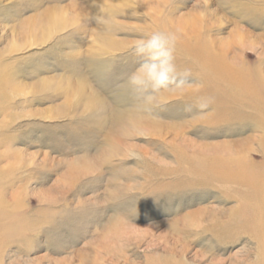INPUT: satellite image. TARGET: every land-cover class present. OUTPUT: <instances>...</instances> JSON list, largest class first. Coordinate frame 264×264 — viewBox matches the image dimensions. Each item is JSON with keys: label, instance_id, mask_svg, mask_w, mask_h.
Instances as JSON below:
<instances>
[{"label": "rangeland", "instance_id": "1", "mask_svg": "<svg viewBox=\"0 0 264 264\" xmlns=\"http://www.w3.org/2000/svg\"><path fill=\"white\" fill-rule=\"evenodd\" d=\"M192 24L264 80V0H0V264H264V103L204 91ZM157 30L191 76L145 110Z\"/></svg>", "mask_w": 264, "mask_h": 264}, {"label": "clouds", "instance_id": "2", "mask_svg": "<svg viewBox=\"0 0 264 264\" xmlns=\"http://www.w3.org/2000/svg\"><path fill=\"white\" fill-rule=\"evenodd\" d=\"M178 36L171 31H152L133 41L132 55L141 62L128 75L126 84L137 95H142L145 110L159 104L157 93L162 89L181 90L188 83L191 70L178 71L175 63V52ZM213 103L212 97H197L187 110L193 107L204 110Z\"/></svg>", "mask_w": 264, "mask_h": 264}, {"label": "bare ground", "instance_id": "3", "mask_svg": "<svg viewBox=\"0 0 264 264\" xmlns=\"http://www.w3.org/2000/svg\"><path fill=\"white\" fill-rule=\"evenodd\" d=\"M194 29H196L195 26H194ZM191 30H193V29L191 28ZM190 32H192V31H190ZM194 35H195V37H197V43L192 48L197 50L196 60L199 61L201 64H203V66L205 68V72L203 74V79L205 81V89H204V91L206 93L211 92L212 90L215 93V91L217 90V86H215L217 82H219V84H221V83H225L226 84L227 83L229 91H227V93L225 94L224 98H221L220 100H223V101H226V102H228V101L230 102L231 100L233 101L234 98H240L239 96H241V95L248 96V97L254 99L253 103L251 101H249V103L248 102H244L242 104V102L239 101V104H241V105H243L245 107H254L255 110H256V108H255L256 107L255 100L258 101V102H263L264 103V80H262L261 78H254L253 79L250 75H248V73L245 70H241L240 68H238L236 66L237 64L235 65V61H237V59H239L240 57L237 54H233L232 56H230L233 53L234 46H231V45L225 46L224 44H222L219 47V49L216 51V43L214 44L213 40L212 41L211 40H202V35L203 34H202L201 30L196 29L194 31ZM238 45L241 46V48L242 47L250 48V47L246 46V44H244V41H243L242 37L240 38ZM187 46H189V45H187ZM189 47H191V46H189ZM230 59L232 61H230ZM208 69H210V71L212 72V74H213L212 77L206 75V72H207ZM204 76H205V78H204ZM238 100H240V99H238ZM260 104L262 105V103H260ZM221 113H223V112H221ZM262 115H264V114H262ZM246 139H251V137L250 138L248 137ZM262 142H264V138H263ZM236 155H237V153H236ZM223 174H225V173H223ZM245 225H247V223ZM260 225H263V223L260 224ZM248 227H249V225H247V228ZM257 227H258L257 229H259V226H257ZM240 228L243 229V227H240ZM245 228H246V226H245ZM261 229H260V231H261ZM262 230L264 231V229H262ZM263 231L260 232L261 233L260 235L264 234ZM262 236L264 237V235H262Z\"/></svg>", "mask_w": 264, "mask_h": 264}]
</instances>
